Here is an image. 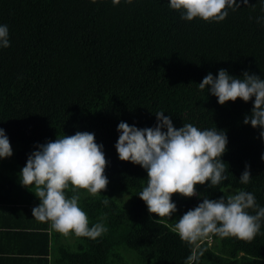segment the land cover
Returning a JSON list of instances; mask_svg holds the SVG:
<instances>
[{
    "label": "trees",
    "instance_id": "obj_1",
    "mask_svg": "<svg viewBox=\"0 0 264 264\" xmlns=\"http://www.w3.org/2000/svg\"><path fill=\"white\" fill-rule=\"evenodd\" d=\"M5 143L105 264H264V0H0Z\"/></svg>",
    "mask_w": 264,
    "mask_h": 264
},
{
    "label": "crops",
    "instance_id": "obj_2",
    "mask_svg": "<svg viewBox=\"0 0 264 264\" xmlns=\"http://www.w3.org/2000/svg\"><path fill=\"white\" fill-rule=\"evenodd\" d=\"M8 164L0 161V264H105L104 251L91 252L81 228L74 233L79 211L69 214L65 202L40 186L29 189L17 177L8 180ZM118 252L131 263L127 249ZM108 263L121 264L118 257Z\"/></svg>",
    "mask_w": 264,
    "mask_h": 264
},
{
    "label": "rangeland",
    "instance_id": "obj_3",
    "mask_svg": "<svg viewBox=\"0 0 264 264\" xmlns=\"http://www.w3.org/2000/svg\"><path fill=\"white\" fill-rule=\"evenodd\" d=\"M18 151L17 144H1L0 145V161H5L8 163H14L16 160V153ZM71 167L73 170L74 175H76L78 184H87L91 187V189L87 190L89 192H99L104 191L102 189V186L98 183V185L101 187V189H98L99 186H95V183L97 181L95 173L93 171L92 164L88 160L85 154L80 155H74L71 160ZM97 184V183H96ZM106 193H109V190L106 191ZM120 195V194H119ZM122 196H125V201L123 202L124 205L128 206L130 204V195L124 194ZM121 197V195H120ZM131 254L135 255L133 250H130ZM137 259L133 260V264H142L140 258L137 256ZM144 264V263H143Z\"/></svg>",
    "mask_w": 264,
    "mask_h": 264
}]
</instances>
